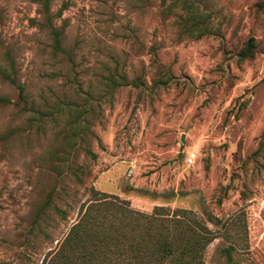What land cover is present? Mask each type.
Returning a JSON list of instances; mask_svg holds the SVG:
<instances>
[{
    "label": "rangeland",
    "instance_id": "374dc122",
    "mask_svg": "<svg viewBox=\"0 0 264 264\" xmlns=\"http://www.w3.org/2000/svg\"><path fill=\"white\" fill-rule=\"evenodd\" d=\"M47 2L0 0V264H45L93 190L264 264V0Z\"/></svg>",
    "mask_w": 264,
    "mask_h": 264
},
{
    "label": "trees",
    "instance_id": "16d2710c",
    "mask_svg": "<svg viewBox=\"0 0 264 264\" xmlns=\"http://www.w3.org/2000/svg\"><path fill=\"white\" fill-rule=\"evenodd\" d=\"M36 1L47 15V0ZM48 28L53 47L60 50V32L51 24ZM205 30L192 22L187 36L199 38ZM251 49L252 44L247 41L238 54L239 60L246 59ZM6 78L16 84L13 77ZM17 88L23 97V87ZM92 192L59 246L47 254L45 264H203L202 252L210 240L204 234L205 227L189 228L183 235L167 234L157 214L162 207L156 206L151 214H146L132 209L128 200L117 195ZM48 197L53 198L52 193ZM225 254L229 259L228 250Z\"/></svg>",
    "mask_w": 264,
    "mask_h": 264
},
{
    "label": "built area",
    "instance_id": "2783aa9c",
    "mask_svg": "<svg viewBox=\"0 0 264 264\" xmlns=\"http://www.w3.org/2000/svg\"><path fill=\"white\" fill-rule=\"evenodd\" d=\"M195 158V152H190L187 154V162L191 164Z\"/></svg>",
    "mask_w": 264,
    "mask_h": 264
},
{
    "label": "water",
    "instance_id": "95a60500",
    "mask_svg": "<svg viewBox=\"0 0 264 264\" xmlns=\"http://www.w3.org/2000/svg\"><path fill=\"white\" fill-rule=\"evenodd\" d=\"M182 141H184L183 138H182Z\"/></svg>",
    "mask_w": 264,
    "mask_h": 264
}]
</instances>
